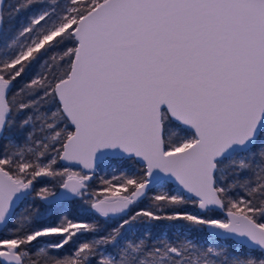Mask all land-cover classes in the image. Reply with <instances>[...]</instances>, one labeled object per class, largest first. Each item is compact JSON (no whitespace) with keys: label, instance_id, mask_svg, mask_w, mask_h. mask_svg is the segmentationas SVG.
<instances>
[{"label":"snow or ice","instance_id":"snow-or-ice-1","mask_svg":"<svg viewBox=\"0 0 264 264\" xmlns=\"http://www.w3.org/2000/svg\"><path fill=\"white\" fill-rule=\"evenodd\" d=\"M0 264H264V0H0Z\"/></svg>","mask_w":264,"mask_h":264},{"label":"trees","instance_id":"trees-1","mask_svg":"<svg viewBox=\"0 0 264 264\" xmlns=\"http://www.w3.org/2000/svg\"><path fill=\"white\" fill-rule=\"evenodd\" d=\"M17 3V0H5L3 3V6H10V5H14ZM8 10H11V8L9 7ZM23 17V13L21 14V18ZM101 175V174H99ZM98 180H99V176L97 177V184H98Z\"/></svg>","mask_w":264,"mask_h":264},{"label":"rangeland","instance_id":"rangeland-1","mask_svg":"<svg viewBox=\"0 0 264 264\" xmlns=\"http://www.w3.org/2000/svg\"><path fill=\"white\" fill-rule=\"evenodd\" d=\"M101 175H105L106 173H104V172H102V173H100Z\"/></svg>","mask_w":264,"mask_h":264},{"label":"water","instance_id":"water-1","mask_svg":"<svg viewBox=\"0 0 264 264\" xmlns=\"http://www.w3.org/2000/svg\"><path fill=\"white\" fill-rule=\"evenodd\" d=\"M5 0H3V3H4Z\"/></svg>","mask_w":264,"mask_h":264}]
</instances>
